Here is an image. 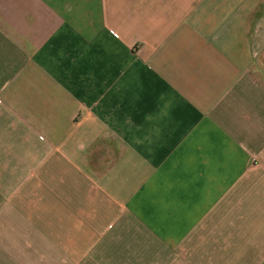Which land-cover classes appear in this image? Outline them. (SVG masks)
Masks as SVG:
<instances>
[{"label":"crops","instance_id":"1","mask_svg":"<svg viewBox=\"0 0 264 264\" xmlns=\"http://www.w3.org/2000/svg\"><path fill=\"white\" fill-rule=\"evenodd\" d=\"M0 264H264V0H0Z\"/></svg>","mask_w":264,"mask_h":264},{"label":"rangeland","instance_id":"2","mask_svg":"<svg viewBox=\"0 0 264 264\" xmlns=\"http://www.w3.org/2000/svg\"><path fill=\"white\" fill-rule=\"evenodd\" d=\"M107 164V163H106Z\"/></svg>","mask_w":264,"mask_h":264}]
</instances>
